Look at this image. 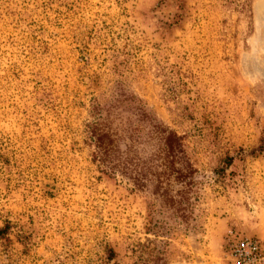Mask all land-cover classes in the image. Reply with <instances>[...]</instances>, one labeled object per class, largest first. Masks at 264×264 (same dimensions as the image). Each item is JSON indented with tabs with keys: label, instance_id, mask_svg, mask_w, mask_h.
I'll list each match as a JSON object with an SVG mask.
<instances>
[{
	"label": "rangeland",
	"instance_id": "obj_1",
	"mask_svg": "<svg viewBox=\"0 0 264 264\" xmlns=\"http://www.w3.org/2000/svg\"><path fill=\"white\" fill-rule=\"evenodd\" d=\"M97 112L143 128L134 168L150 121L183 136L190 186L101 173ZM232 236L264 245V0H0V264H231Z\"/></svg>",
	"mask_w": 264,
	"mask_h": 264
},
{
	"label": "trees",
	"instance_id": "obj_2",
	"mask_svg": "<svg viewBox=\"0 0 264 264\" xmlns=\"http://www.w3.org/2000/svg\"><path fill=\"white\" fill-rule=\"evenodd\" d=\"M140 112L146 120V113ZM148 127L145 143L152 147L156 162L153 168L148 165L134 168L136 147L142 138L143 128L115 125L109 117L104 118L102 113L97 112L87 130L93 161L101 173L112 179L120 177L127 181L132 191L147 192L152 186L155 194L170 198V188L174 184L190 186L188 179L192 174V165L186 154L184 138L152 121Z\"/></svg>",
	"mask_w": 264,
	"mask_h": 264
},
{
	"label": "built area",
	"instance_id": "obj_3",
	"mask_svg": "<svg viewBox=\"0 0 264 264\" xmlns=\"http://www.w3.org/2000/svg\"><path fill=\"white\" fill-rule=\"evenodd\" d=\"M226 250L231 264H264V245L255 237L232 236Z\"/></svg>",
	"mask_w": 264,
	"mask_h": 264
}]
</instances>
